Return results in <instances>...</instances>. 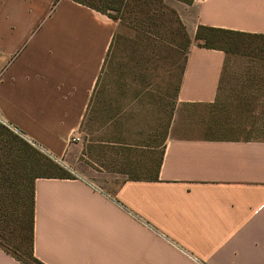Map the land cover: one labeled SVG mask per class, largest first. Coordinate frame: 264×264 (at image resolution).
<instances>
[{"label":"crops","instance_id":"crops-1","mask_svg":"<svg viewBox=\"0 0 264 264\" xmlns=\"http://www.w3.org/2000/svg\"><path fill=\"white\" fill-rule=\"evenodd\" d=\"M165 2L191 41L177 101L209 105L225 55L195 45L198 27L264 35V0ZM53 3L0 0V120L74 174L35 180L34 257L43 264H264V141L171 131L155 181L117 180L81 162V142L69 141L80 138L117 25L85 5ZM0 264L22 263L0 249Z\"/></svg>","mask_w":264,"mask_h":264},{"label":"rangeland","instance_id":"rangeland-1","mask_svg":"<svg viewBox=\"0 0 264 264\" xmlns=\"http://www.w3.org/2000/svg\"><path fill=\"white\" fill-rule=\"evenodd\" d=\"M163 3L170 8L165 0ZM153 16L155 26L149 28L147 41L138 40L136 29L129 21L116 20L113 48L89 116L80 127L83 149L91 150L89 161L81 162L98 173L114 174L117 180L130 176L147 178L152 174L160 150L150 156L140 147L161 143L166 129V137L172 131L180 137L264 141V73H260L263 67L257 61V51L225 57L213 103H178L176 86L186 50L180 49L183 40L171 14L159 11ZM10 134L46 155L43 149L0 120L1 138L13 141ZM14 144L15 148H22L21 143ZM119 144H129L131 148L124 152ZM100 155L104 158L98 159ZM47 157L74 176L62 161ZM97 182L102 185L104 181L98 178ZM19 257L33 264L22 255Z\"/></svg>","mask_w":264,"mask_h":264},{"label":"trees","instance_id":"trees-1","mask_svg":"<svg viewBox=\"0 0 264 264\" xmlns=\"http://www.w3.org/2000/svg\"><path fill=\"white\" fill-rule=\"evenodd\" d=\"M59 1L60 0H54L53 6L55 7ZM70 1L85 5V7L96 10L102 13V15H106L114 22H116L117 19H119L120 21H129L133 25L134 29H136L137 38L139 41L148 40L146 34L150 32L149 28L151 26H155L153 15H155L159 11H168L171 14V17L174 19V23L178 26L180 35L183 40V46H180V49L184 48L186 50L185 53H187V50L190 47L191 41L186 34L187 32L184 26L178 19V15L175 11L171 10V8H168L166 5H164L163 0ZM176 1L190 4L193 0ZM98 3L101 4V6ZM110 11H113L116 14L107 15L106 13ZM115 37L116 36L114 32L111 46L108 49L105 63L102 66V71L104 69V66L107 64L109 53L114 45ZM194 42L198 47L205 48L206 50H220L225 55V57L232 53L245 54V52L251 53L253 51H257V61L261 63L263 67L261 68L262 71H260V73H264V35L245 34L237 31L223 30L221 28H205V26H199L194 35ZM183 68L184 63L180 70L178 85L176 86V100L178 96V87L181 82ZM102 71L95 85V91L100 81ZM95 91L93 93L92 99L90 100L88 112L86 114V117H84L81 128L84 126L85 119L89 116ZM18 133L21 134L19 131ZM166 136L167 129L165 130V137ZM165 137L163 138L161 143L140 147L147 150V154H149L150 156L160 150L158 159L154 163V171H152V174L147 178L130 176V180L155 181L157 179V171L159 170L161 164V156L163 154V144ZM11 138L13 141L3 140L0 136V249L5 251L8 256L12 257L22 264L27 263H25V261H23L19 257L21 255L33 264H43L33 255V185L35 183V180L39 178L70 180L73 177L69 174L68 171L64 170L62 166H60L54 160L48 158L47 156L49 155L46 154V156L45 154L37 152L36 149L32 148L26 141H22L20 139L18 140L16 136L11 135ZM244 141L250 140L247 139ZM14 143H21L22 148H15ZM120 145L123 146L122 148H124V152L127 149L131 148V145L129 144H119V146ZM90 152L91 150L85 147L84 151L81 153V160L89 161ZM102 152L101 154H103ZM102 158H104V155H100L98 157V159ZM125 165H127V163ZM102 168L103 167H100V169ZM20 171L21 174H19Z\"/></svg>","mask_w":264,"mask_h":264},{"label":"built area","instance_id":"built-area-1","mask_svg":"<svg viewBox=\"0 0 264 264\" xmlns=\"http://www.w3.org/2000/svg\"><path fill=\"white\" fill-rule=\"evenodd\" d=\"M2 121V120H1ZM70 143H74V142H80V138L79 137H72L69 141Z\"/></svg>","mask_w":264,"mask_h":264}]
</instances>
